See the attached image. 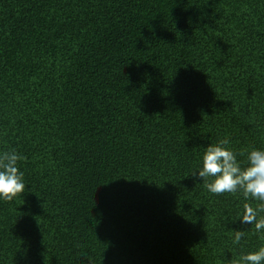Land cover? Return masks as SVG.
Listing matches in <instances>:
<instances>
[{"label":"trees","instance_id":"trees-1","mask_svg":"<svg viewBox=\"0 0 264 264\" xmlns=\"http://www.w3.org/2000/svg\"><path fill=\"white\" fill-rule=\"evenodd\" d=\"M224 139L264 151V0H0V264H241L262 202L192 176Z\"/></svg>","mask_w":264,"mask_h":264},{"label":"clouds","instance_id":"clouds-1","mask_svg":"<svg viewBox=\"0 0 264 264\" xmlns=\"http://www.w3.org/2000/svg\"><path fill=\"white\" fill-rule=\"evenodd\" d=\"M228 143L224 139L216 146L209 145L203 156L202 170L194 172L192 176L202 179L204 187L212 194L236 193L243 189L245 198L261 201L257 208L246 203L241 219L242 223L254 224L259 232L264 230V217L258 219V215L264 212V151L252 150L248 155L249 166L242 170L234 153L223 147ZM22 159L15 150L0 154V199L12 201L24 191L23 173L17 167V162ZM210 177L213 179L208 182ZM234 233V243H239L245 231L234 230ZM262 262L264 247L241 257V264Z\"/></svg>","mask_w":264,"mask_h":264}]
</instances>
